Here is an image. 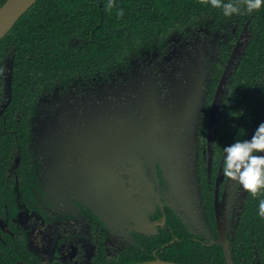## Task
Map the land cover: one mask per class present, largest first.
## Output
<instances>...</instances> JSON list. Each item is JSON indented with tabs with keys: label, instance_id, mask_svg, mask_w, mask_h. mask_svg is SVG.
Listing matches in <instances>:
<instances>
[{
	"label": "flooded vegetation",
	"instance_id": "flooded-vegetation-1",
	"mask_svg": "<svg viewBox=\"0 0 264 264\" xmlns=\"http://www.w3.org/2000/svg\"><path fill=\"white\" fill-rule=\"evenodd\" d=\"M74 2L53 46L0 54V264H264V190L223 175L264 123V16Z\"/></svg>",
	"mask_w": 264,
	"mask_h": 264
},
{
	"label": "trees",
	"instance_id": "trees-1",
	"mask_svg": "<svg viewBox=\"0 0 264 264\" xmlns=\"http://www.w3.org/2000/svg\"><path fill=\"white\" fill-rule=\"evenodd\" d=\"M7 0H0V7ZM108 1L109 0H105ZM69 2L75 3L74 0H38L37 3L18 21V23L13 27L10 33L0 42V54L5 52L2 50L8 49L11 44L15 48L16 61L18 59H22L26 56L28 52L29 46L33 45L32 49L37 47L46 46V44L50 43L52 46L55 44V41L50 39L48 32L50 28L46 29V22L42 23L43 19L49 18L47 15H44L47 9H58L60 6L65 4H69ZM147 5V22L153 24V19L157 16L166 17L168 19L172 18L174 15H187V9H192L195 15H199L204 11H209L211 8L209 3H201V0H114V7L118 8V10H123L124 15L134 13V10L137 6ZM108 4H105V12L109 10L115 11L117 9H109L107 7ZM130 7V9L128 8ZM262 16H264V7H261L258 11ZM61 16L56 17V22L61 23L62 26L65 24L61 22ZM106 23L109 22L110 15L106 16ZM55 22V23H56ZM114 22V21H113ZM111 22V26L112 23ZM58 23L56 25H58ZM264 26V21H263ZM100 33L102 31L107 30L106 25L103 29H99ZM108 33V32H107ZM102 34L101 36L104 38L103 43L98 42L95 45L91 46L90 53L96 55L95 63L98 65H106V56L108 55L109 50L114 51L117 49L119 45L118 41L112 38V36ZM28 54H31V51ZM2 51V52H1ZM99 61L101 63H99ZM19 72H16L18 77ZM23 76L19 74V78ZM22 82L19 81V86H21Z\"/></svg>",
	"mask_w": 264,
	"mask_h": 264
},
{
	"label": "clouds",
	"instance_id": "clouds-1",
	"mask_svg": "<svg viewBox=\"0 0 264 264\" xmlns=\"http://www.w3.org/2000/svg\"><path fill=\"white\" fill-rule=\"evenodd\" d=\"M214 8H222L223 14L230 17L240 14L241 8L235 3H223V0H201ZM248 13L264 7V0H243ZM114 0L107 7L113 8ZM123 17V10L117 13ZM223 175L229 181L237 182L242 189L254 198L264 190V123H261L250 140L235 141L224 148ZM259 215L264 217V199L259 202Z\"/></svg>",
	"mask_w": 264,
	"mask_h": 264
},
{
	"label": "water",
	"instance_id": "water-1",
	"mask_svg": "<svg viewBox=\"0 0 264 264\" xmlns=\"http://www.w3.org/2000/svg\"><path fill=\"white\" fill-rule=\"evenodd\" d=\"M38 0H7L0 7V42L10 33L18 21L37 3ZM13 68V63L12 66ZM12 69L7 79V86L11 88ZM150 264H172L166 262H152Z\"/></svg>",
	"mask_w": 264,
	"mask_h": 264
}]
</instances>
